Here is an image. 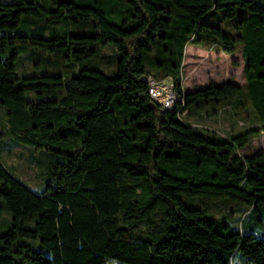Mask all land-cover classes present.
<instances>
[{
  "label": "trees",
  "instance_id": "1",
  "mask_svg": "<svg viewBox=\"0 0 264 264\" xmlns=\"http://www.w3.org/2000/svg\"><path fill=\"white\" fill-rule=\"evenodd\" d=\"M216 10L233 21L236 35L204 21ZM24 13L47 20L69 16L90 24L91 32L11 35L14 44L31 43L68 61L113 44L119 59L114 76L84 68L64 77L19 76L14 47L0 57V106L11 139L62 157L51 163L41 191L0 159V198L11 213L0 233V264H235L239 253L245 264H264V234L232 230L180 199L227 197L264 215V151L241 152L264 135V3L59 0L47 10L33 0H0V29H16ZM206 36L225 53L242 50L243 87L231 80L184 87L186 47ZM149 76L172 79L180 98L170 109L151 107ZM44 89L63 93L26 97ZM244 90L239 108H252L259 124L243 132L224 135L182 117L198 99L227 101ZM34 215V226L26 228ZM24 236L39 239L40 248L17 243Z\"/></svg>",
  "mask_w": 264,
  "mask_h": 264
},
{
  "label": "rangeland",
  "instance_id": "2",
  "mask_svg": "<svg viewBox=\"0 0 264 264\" xmlns=\"http://www.w3.org/2000/svg\"><path fill=\"white\" fill-rule=\"evenodd\" d=\"M5 2H18L21 0H3ZM41 3L47 10L56 8L59 0H33ZM264 3V0H256ZM221 11L216 10L208 14L204 21L216 24L231 35H236L233 21L223 20ZM91 32L88 23L74 22L69 16L60 19L47 20L30 14H22V19L16 29H0V57L8 55L14 47L18 57L14 61L16 72L19 76L40 75L44 73L74 76L79 69L95 68L108 76L117 73L119 53L113 44H107L98 52L83 60L68 61L63 55H52L37 50L31 43L11 42V35H39L51 37L53 34L79 35ZM4 36H7L4 38ZM183 85L187 90L203 88L211 83L221 85L231 80L242 87L246 83L244 75V59L242 50L238 49L233 54L225 53L211 36L202 37L200 43L191 42L185 51L183 60ZM155 79V78H154ZM163 81L172 83V79ZM245 90L225 101L223 98H211L209 103L204 100H196L189 104L183 119L187 123L199 124L217 129L222 134L231 136L245 131L254 124L255 112L252 108L241 109L240 102L245 98ZM63 90H41L38 94L35 90L26 92V97L31 100L59 98ZM214 102H218V105ZM198 107V109L196 108ZM220 107V108H219ZM264 151V135L253 141L252 145L244 150V153ZM242 152V151H241ZM243 153V152H242ZM62 158L45 149H37L33 145L15 142L10 137L6 122L5 109L0 106V159L6 167L31 189L41 191L50 180V165L53 161ZM180 199L186 206L204 210L208 216L227 222L232 230H240L242 233L254 232L257 235L264 234V215L256 212L251 207L227 197H201L180 194ZM11 220V213L7 210L4 200L0 198V233L6 230V224ZM36 215L25 221L26 228H32ZM262 221V222H261ZM17 243H26L34 248H40L37 238L18 237ZM48 253V250L42 248ZM235 264H245L241 254L234 258ZM106 264H123L113 259H107Z\"/></svg>",
  "mask_w": 264,
  "mask_h": 264
},
{
  "label": "built area",
  "instance_id": "3",
  "mask_svg": "<svg viewBox=\"0 0 264 264\" xmlns=\"http://www.w3.org/2000/svg\"><path fill=\"white\" fill-rule=\"evenodd\" d=\"M151 101L161 106L163 110L170 109L171 105L180 98L174 89L173 83L157 81L153 77H147Z\"/></svg>",
  "mask_w": 264,
  "mask_h": 264
},
{
  "label": "water",
  "instance_id": "4",
  "mask_svg": "<svg viewBox=\"0 0 264 264\" xmlns=\"http://www.w3.org/2000/svg\"><path fill=\"white\" fill-rule=\"evenodd\" d=\"M150 105H151V107H153V108H157V107H158V105H157L155 102H150Z\"/></svg>",
  "mask_w": 264,
  "mask_h": 264
},
{
  "label": "crops",
  "instance_id": "5",
  "mask_svg": "<svg viewBox=\"0 0 264 264\" xmlns=\"http://www.w3.org/2000/svg\"><path fill=\"white\" fill-rule=\"evenodd\" d=\"M225 135H227V134H225ZM256 139H257V138H256ZM256 139H255V140H256ZM255 140H254V141H255ZM247 148H248V147H247ZM247 148H245V149H247ZM245 149H242V150H241V151L243 152V154H249V153H244V150H245ZM251 153H254V152H251Z\"/></svg>",
  "mask_w": 264,
  "mask_h": 264
},
{
  "label": "bare ground",
  "instance_id": "6",
  "mask_svg": "<svg viewBox=\"0 0 264 264\" xmlns=\"http://www.w3.org/2000/svg\"><path fill=\"white\" fill-rule=\"evenodd\" d=\"M172 106H173V105H171L170 108H171ZM185 113H186V111L183 112V114H185Z\"/></svg>",
  "mask_w": 264,
  "mask_h": 264
}]
</instances>
